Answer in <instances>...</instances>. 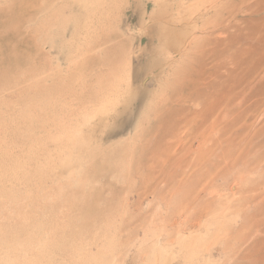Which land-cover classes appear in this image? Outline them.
<instances>
[{
	"label": "rangeland",
	"instance_id": "rangeland-1",
	"mask_svg": "<svg viewBox=\"0 0 264 264\" xmlns=\"http://www.w3.org/2000/svg\"><path fill=\"white\" fill-rule=\"evenodd\" d=\"M0 264H264V0H0Z\"/></svg>",
	"mask_w": 264,
	"mask_h": 264
}]
</instances>
